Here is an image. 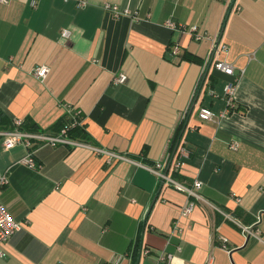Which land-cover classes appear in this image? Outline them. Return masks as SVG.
I'll return each mask as SVG.
<instances>
[{
  "label": "crops",
  "instance_id": "crops-1",
  "mask_svg": "<svg viewBox=\"0 0 264 264\" xmlns=\"http://www.w3.org/2000/svg\"><path fill=\"white\" fill-rule=\"evenodd\" d=\"M78 1L0 3V130L20 119L55 135L71 107L91 139L36 143L33 169L23 145L5 149L0 138V203L24 223L0 264H164L162 253L175 264H264V0H236L241 10L225 22L227 0ZM106 4L130 14L114 17ZM169 21L197 35L223 29L220 59L244 71L236 109L219 123L198 113L225 111L231 78L210 71L198 90L212 43ZM185 52L202 64L182 60ZM119 74L123 85L113 83ZM180 128L190 157L170 176L189 188L199 181L197 197L152 171L176 152Z\"/></svg>",
  "mask_w": 264,
  "mask_h": 264
},
{
  "label": "built area",
  "instance_id": "built-area-1",
  "mask_svg": "<svg viewBox=\"0 0 264 264\" xmlns=\"http://www.w3.org/2000/svg\"><path fill=\"white\" fill-rule=\"evenodd\" d=\"M1 4H7L9 3V0H0ZM88 4L86 0H79L77 2L78 7L82 8L85 7ZM32 7L36 8L37 3L32 2ZM104 9L111 12L114 17H120L124 15H129V11L126 9H121L117 5H111L106 4L104 6ZM241 7L238 5L236 0H227L226 1V18L228 15L234 12H240ZM225 24V23H224ZM167 26L173 30L177 31L179 33H190L193 34L195 39L198 42L201 41H210L212 43L211 45V52L209 54L208 60L205 63L202 79L198 85V90L201 87V84L207 75L212 72H218L221 73L229 78H231L224 88V98L226 102V109L224 112L217 114L214 111H212L209 108L203 107L199 110L198 117L204 121V122H216L219 123L221 120L227 118L229 115L232 114V112L236 109V100H235V93L237 86L243 77V72H241L239 75H236L234 65L231 63H228L226 61H223L220 59V55L227 51V46L223 44L222 35H223V29L220 33H218L216 36L212 37L208 33H203L200 35L196 34V28H192L190 30L186 29L183 25H176L175 23L168 22ZM63 38H69L70 33L69 31L65 30L62 33ZM173 56H179L180 55V49L179 47H175L173 52ZM49 73V69L45 66L39 67L34 71V75L39 80H44ZM128 78L124 74H119L116 77H114L113 83L115 85H123L127 82ZM68 114L70 115L71 123L67 125L63 130H61L59 133L55 135H48L40 132L36 133H30L25 132L21 130V127L24 123V121L20 119H15L12 122L13 129L11 130H0V138L3 141V146L5 149H13L14 147L18 145H23L28 150V155L26 159L23 160V164L30 167V168H37V163L34 158L35 152L33 151L34 145L37 144H45L50 147H58L62 145H68V146H76L79 145V143L69 137V132L71 129L75 128L78 125H81V121L79 119L80 117V111L73 110L71 107H68ZM188 112L185 114V118H187ZM175 143H173L174 145ZM239 148V143L237 141H233L229 144V149L232 151H237ZM98 153H104L109 155L110 158H116L120 159L121 157L106 153L100 150H97ZM190 157V151L183 143H178L176 147V152L171 151L165 160V162L158 163L155 168L152 169V171L158 176V178L162 181L163 184H170L176 188V190L186 193L189 196H196V193L194 192L195 188H200L201 184L199 181H195L193 188H189L181 183L176 182L173 178H171V174L179 173L183 167L186 164V161ZM7 183L6 177L0 178V189L5 186ZM195 208L194 204H191L189 207L185 208L183 210L184 215H189L193 209ZM24 227V223L19 222L14 219V217L11 215L7 207L0 203V259H4L6 257V251H5V245L8 243L10 238L14 236L16 233L20 232L22 228ZM247 231V230H246ZM249 232V231H248ZM251 233V232H249ZM252 234V233H251ZM227 240H224V249H227L226 247ZM178 253L182 252V247L179 246L177 248ZM144 256L149 255V251H144ZM125 259L124 256H119L114 261H112L109 264H122L123 260ZM159 261L164 264H175V256L173 254H167L162 253L159 256ZM179 264H185V263H179Z\"/></svg>",
  "mask_w": 264,
  "mask_h": 264
},
{
  "label": "trees",
  "instance_id": "trees-1",
  "mask_svg": "<svg viewBox=\"0 0 264 264\" xmlns=\"http://www.w3.org/2000/svg\"><path fill=\"white\" fill-rule=\"evenodd\" d=\"M182 60L202 64V60L199 57H197V56H195L189 52L184 53V55L182 56ZM208 75H207V77H208ZM1 120L3 121V118ZM4 122H7V120L4 119ZM70 123H71V119L68 116H66V118L62 119L54 127V130H56V132L59 133L61 130H63ZM0 124H1V122H0ZM182 128H183V126H182ZM182 128H180L179 131L177 132V137H176V140L174 142L175 146L177 145V143H180V141H181V140H179V142H178V138H179V135L181 133ZM21 129L24 130L25 132H30V133L39 132L38 126L36 125V123H34L31 120L24 121ZM69 137L75 141H77V140H81V141H85V142L91 141V139H89V136L85 132V129L82 127V125H78L75 128L71 129V131L69 132Z\"/></svg>",
  "mask_w": 264,
  "mask_h": 264
},
{
  "label": "water",
  "instance_id": "water-1",
  "mask_svg": "<svg viewBox=\"0 0 264 264\" xmlns=\"http://www.w3.org/2000/svg\"><path fill=\"white\" fill-rule=\"evenodd\" d=\"M205 78H206V76H205ZM205 78H204V80H203L202 84L204 83V81H205Z\"/></svg>",
  "mask_w": 264,
  "mask_h": 264
}]
</instances>
